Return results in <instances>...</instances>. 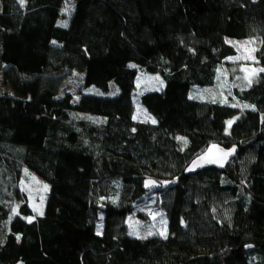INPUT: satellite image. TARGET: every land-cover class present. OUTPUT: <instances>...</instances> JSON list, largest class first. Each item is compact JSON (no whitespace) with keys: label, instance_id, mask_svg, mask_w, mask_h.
I'll return each instance as SVG.
<instances>
[{"label":"trees","instance_id":"1","mask_svg":"<svg viewBox=\"0 0 264 264\" xmlns=\"http://www.w3.org/2000/svg\"><path fill=\"white\" fill-rule=\"evenodd\" d=\"M260 69L264 0H0V264H264ZM141 71L163 87L137 94ZM211 143L235 157L185 173ZM147 178L171 181L166 231L134 237Z\"/></svg>","mask_w":264,"mask_h":264},{"label":"rangeland","instance_id":"2","mask_svg":"<svg viewBox=\"0 0 264 264\" xmlns=\"http://www.w3.org/2000/svg\"><path fill=\"white\" fill-rule=\"evenodd\" d=\"M236 49V56L232 58V61L243 62L244 65L252 64L254 60V53L258 46L257 39H248L242 41L229 40ZM84 77V74L81 73ZM82 77H74L66 86V91L77 96L79 89L82 87ZM164 83L162 79L155 73L148 71H141L136 80L137 94H144L148 90H159L163 87ZM111 89L113 87L111 86ZM8 90V87L0 82V92ZM10 92H12L10 90ZM137 115L139 119H147L146 113L141 109H137ZM171 184V181L162 182V186ZM25 187L28 190V202L33 213H43V202L45 200V192L48 189V185H45L40 181L35 174L26 172V180L24 182ZM160 185V187H161ZM151 191V190H150ZM21 201H17L14 205V211H16ZM157 192L151 191L148 195L139 203L135 204L134 212L127 217V223L129 227V233L134 237H147L152 235L163 236L165 234L166 221L163 212L158 207ZM31 218V217H30ZM102 223L101 220L97 224L96 231L101 233ZM163 233V235H162Z\"/></svg>","mask_w":264,"mask_h":264},{"label":"water","instance_id":"3","mask_svg":"<svg viewBox=\"0 0 264 264\" xmlns=\"http://www.w3.org/2000/svg\"><path fill=\"white\" fill-rule=\"evenodd\" d=\"M236 147L225 148L218 143L209 144L205 150L196 156L187 165L185 173H194L205 167H214L222 170L235 157ZM227 153V155H225ZM160 183L152 178H147L143 181V189L150 191L157 189Z\"/></svg>","mask_w":264,"mask_h":264},{"label":"snow or ice","instance_id":"4","mask_svg":"<svg viewBox=\"0 0 264 264\" xmlns=\"http://www.w3.org/2000/svg\"><path fill=\"white\" fill-rule=\"evenodd\" d=\"M20 3H21V5H23L24 4V0H20ZM260 71L264 72V69H260ZM250 83H251V80H249V84ZM229 123H231V122H229ZM225 155H227V153ZM29 222H31V221L29 220ZM162 235H163V233H162ZM18 239H19V237H18Z\"/></svg>","mask_w":264,"mask_h":264}]
</instances>
